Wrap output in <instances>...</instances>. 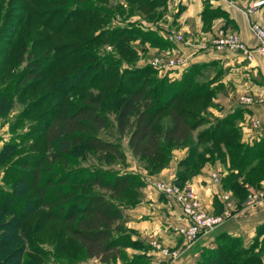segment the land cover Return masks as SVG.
<instances>
[{
    "label": "trees",
    "instance_id": "obj_1",
    "mask_svg": "<svg viewBox=\"0 0 264 264\" xmlns=\"http://www.w3.org/2000/svg\"><path fill=\"white\" fill-rule=\"evenodd\" d=\"M79 1H73V8L61 18L57 30L65 27L71 16L72 19L91 17V22L107 20L104 8L94 4L96 0H85L90 5L84 7L76 5ZM122 1L126 6H120V13L125 18L137 14L148 21H157L166 12V0ZM200 17L204 29H208L216 17L228 21L225 11L211 8L207 1L203 3ZM51 20L49 25L53 24ZM47 26L48 22L43 23L39 30L46 31ZM68 30L70 32H56L78 39L72 28ZM10 31L0 32V114L11 106L14 98L24 103L19 112L21 117L36 110L35 122L29 132L22 135L30 136L38 131L44 143L40 144V139L35 138L24 154L14 157L11 153L16 149L15 142L6 141L0 147V164L7 160L0 175V264H46L44 258H48L50 264H71L90 258L105 264L119 259L123 264H152L145 251L129 254L126 250L127 247L147 249L149 246L133 239L131 229L124 223L126 208L140 200L145 183L142 174L127 169L115 172L99 164L75 163L68 154L76 148L88 147L100 162L112 163L118 158L125 163L122 139L126 136L130 153L148 173H155L168 164L174 148L187 147L178 162L175 178L178 184L197 173L206 160H228V171L221 181L224 188L231 190L238 208L250 186H261L264 133L251 143L240 140L237 120L242 108L223 116L210 117L202 113L214 103L215 87L211 83L220 72L202 79L204 69L214 62L192 63L179 78L155 76L153 84H148L146 77L141 82L137 80L138 72L150 70L147 64L132 70L136 74L130 82L119 78L114 87L98 86L91 84L94 74L83 83L90 64L78 68L64 66L69 71L61 72L50 53L30 58L28 65L17 70L25 45H20L21 50L13 48L12 40L2 37L4 32L10 34ZM108 36L106 43L120 48L123 59L129 56L128 61L133 63L139 55L131 41L158 47L169 44L156 31L144 30L135 23L115 28ZM38 42L39 38L35 40ZM73 44L58 42L51 49L55 48L53 54H59L73 50ZM107 64L110 62L104 60L101 67ZM101 67L98 75L106 74V79H111L114 74L108 72L111 67L108 66L105 73ZM41 78L50 88L27 97ZM73 78L75 80L70 81ZM207 83L211 86L205 89ZM50 100L53 103L45 107ZM105 103L112 105L110 109L114 112L120 140L102 135L110 122ZM79 186L88 189L77 190ZM94 186L96 188H92ZM214 202H218L215 196ZM42 239L52 246V254L44 250L40 244ZM262 240L264 221L256 225L247 246L240 235L218 231L215 244L203 247L194 264H263L261 253L253 252Z\"/></svg>",
    "mask_w": 264,
    "mask_h": 264
},
{
    "label": "crops",
    "instance_id": "obj_2",
    "mask_svg": "<svg viewBox=\"0 0 264 264\" xmlns=\"http://www.w3.org/2000/svg\"><path fill=\"white\" fill-rule=\"evenodd\" d=\"M204 1H207L211 8L225 11L228 21L223 17H216L211 26L204 29L200 17ZM255 1L257 0H166L164 18L157 21H148L140 15L136 18L142 24V29L156 31L169 43L168 46H152L148 42L140 45L138 40H135V44L137 42L138 44H134V47L137 46L136 49L144 47L150 56L159 53H181L187 59V67L192 63L214 62L213 65H208L204 69L202 75V79H208L216 72H220L212 83L215 87L212 97L214 103L202 113L210 117L223 116L236 108H242L237 124L241 132L240 140L245 143L253 142L264 133V55L253 51L257 45V38L251 28L253 22L264 27V2L254 7ZM219 31L237 33L239 38L252 49L251 59H247L241 51L203 48L201 43L208 36ZM177 33L181 35L180 40L169 39V36ZM206 42L205 44H208ZM145 61L149 62L146 58H140L138 63ZM187 67L172 71L169 79L179 78ZM229 87L234 88L235 96L228 93ZM243 95H250L252 101L249 103L241 101L240 98ZM254 118H259L258 125L251 122ZM186 151L187 147L174 148L166 166L158 172L146 174L147 179L141 188L140 200L125 210L124 223L131 229L132 238L149 245L147 249L127 247L126 250L129 254L145 251L152 264H194L200 250L205 246L213 245L215 234L222 230L240 235L244 242L249 243L255 234L256 225L264 221L263 197L256 204H244L239 208L236 205L231 215L217 229L200 235L194 242L187 244L184 236L178 231L179 227L186 225V218L178 205L159 191L153 183L156 179L175 180L178 162ZM228 166V160L209 159L197 173L186 179L196 189L204 206L210 212L217 213L223 208L220 194L223 190H228L221 185L222 183L212 182L209 176L210 171L217 168L220 171L218 176L222 178L221 174L226 173ZM259 188L264 190V179ZM214 196L217 197V203L214 202ZM233 199H235L234 196ZM153 239L160 241L170 251L179 250L180 252L172 258L169 253H163L154 247L151 243ZM120 264L123 263L120 261Z\"/></svg>",
    "mask_w": 264,
    "mask_h": 264
},
{
    "label": "rangeland",
    "instance_id": "obj_3",
    "mask_svg": "<svg viewBox=\"0 0 264 264\" xmlns=\"http://www.w3.org/2000/svg\"><path fill=\"white\" fill-rule=\"evenodd\" d=\"M73 1L74 0H0V32L4 30H11L9 32L10 34H7V32H4V35L6 36L1 34L2 37L10 38L13 42V48L19 47V49L21 50L22 46L25 45V48H24L25 50L22 52L23 54H22V57L20 58L21 60H19L20 67H17V70H21L22 68H24V66L28 65L30 58L34 59L36 56H39V54L40 56L42 55L44 57L45 53L47 54L50 53L51 55L49 56L51 57L52 60H54V64H56V68L59 69L61 72L69 71L64 66L78 68V67H81L82 65L90 64L91 67L88 70L86 77L83 79V83H85L88 80L89 76L94 74L91 77L92 85H96V84L98 86L110 85L111 87L112 86L114 87L116 86L119 78H123L126 81V83L130 82L133 79V76H135L136 74V71H132V70H136V68L142 67L147 64L150 65L149 66L150 70L145 69L141 73L138 72L137 80L139 79V82H141L143 78L145 77H146L148 84H153V78H155V76L156 78H164V77L170 78L169 75L172 73V71H175V69L174 70L173 69L172 70H160V69L153 67L150 64V60L153 57L160 56V55H166L165 53L152 54L150 56V54H148V52L145 51L144 47H142V49L137 48L138 49L137 55H139L138 56L139 59L133 63L132 61H128V59L130 58L129 56L125 58L126 60L123 59L124 57L120 53V48L111 46L108 43H106V40L109 37L108 34H110L115 28H120L126 25L129 26L133 23H135L138 26H142V24L136 18V16H138L137 14L135 15L133 14L125 18V15H122L120 13V6L121 7L126 6L122 0L121 2L120 0H104L103 3L101 2V0H96L94 4H97L98 6L104 8L105 13H107V20L102 21L103 19L102 20L97 19L94 22H91V17H87V19H84V18L80 19V16H77L75 17L76 19L75 18L72 19V16H71V20H69V22L67 20L65 24L66 28L63 27L61 30H57L59 27L58 23L61 20V18H64L65 15L67 14V11L73 8V5L71 6V4H74ZM76 5H82L84 7L86 5L89 6L90 4H86L85 0H80L79 2H76ZM100 9L101 8H99V10ZM99 10L98 12L101 11ZM68 16L70 17V15ZM164 17L165 15L163 16V18ZM166 18L168 19L167 16ZM50 20H51V23L53 24L49 25ZM47 22H48V26L46 28L47 30L46 31L39 30L40 28L42 29L43 23H47ZM68 28H72L74 35H77L78 39L73 38V37H71L70 39L68 36H64V34H60L61 32L60 33L56 32V31H62V30H63L62 32H70ZM21 29L23 32L21 31ZM176 35H180V34L177 33ZM214 35L208 36L205 40L207 41L206 43H209L210 39L214 37ZM99 37H101V40L99 39ZM24 38H27V40L24 41ZM37 38H39V42L35 43V40ZM53 38L56 40L55 44H58V42L62 43L65 41L67 43L72 42V44L74 43L73 45L75 46V48L73 50H68L67 52L53 54L52 50L55 49V48L51 49L52 47L55 46V44L53 43L54 42ZM130 43L131 45L134 46L135 40L131 41ZM203 43H201V45ZM137 44L138 42L135 45ZM20 45L22 46L20 47ZM45 47H47V49H45ZM177 54L182 55L181 53H177ZM120 58L121 60H123L122 62H120L121 61ZM140 58L141 59L146 58L148 59L149 62L145 61L143 63H138ZM59 59L61 60L59 61ZM13 60H15L14 55H13ZM104 60H108L110 64L103 66L104 68L103 69L101 67V63H103ZM108 66L112 68V69L110 68L111 70L109 69L108 72L114 73V74H111L112 78L106 79V77H108L106 74L100 77V75H98V70L100 69V67L102 68L101 71L103 70V73H105L108 70L107 69ZM125 69L126 71L121 74V71ZM120 74L122 76H120ZM181 75L182 73L180 74V76ZM56 76H58L57 73H56ZM71 80H75V79L73 78V79H70V81ZM123 83L127 85L124 81ZM212 83L211 85H213ZM45 84H46V81H43V79L41 78L40 84L39 85L36 84L37 88L33 87V89L29 91V94L27 95V97L29 96L33 97V96L38 95L41 92L47 91V89L50 87H47ZM66 84L69 85V83H66ZM207 84L208 86L206 85L205 89L209 88L210 83H207ZM92 88L91 89L94 92L97 91L96 87L93 86ZM228 93H230V95L235 96L236 91H234V88L231 89V87H229ZM52 103L53 102L51 100L48 101L47 103H45L47 104L45 105V107L50 106ZM23 104L24 103L19 101L17 98H14V101L11 104V106L6 111L2 112V114H0V147L6 141L15 142L16 149L11 153L12 157L17 156L19 154H24L25 150L29 148L30 144L35 140V138L40 139V144L44 143L43 138L42 136L39 135L40 133L38 131H34L30 136L22 135L24 133L29 132L28 130L30 126H32L31 124L35 122L33 118L37 114V111L35 110L34 113L31 112L27 116H23L24 115L23 114L21 117L19 112H21V110L23 109L24 107ZM105 107L107 109V114L109 116L110 122H109V126L106 129H104V132H102V135L108 138H111V139L120 140V137L118 136L119 135L118 131L116 130V121L114 117V112L110 109L112 105L110 103H105ZM254 119H259V118H254ZM254 119H251V122ZM122 142H123L124 148L126 149V162L125 163L123 159H118V158H116L114 162L112 163H108L104 161H101V162L97 161L96 157L92 155L88 147L76 148L72 150L68 154V156L74 160L73 162L75 163L78 162L81 165L99 164L115 172L116 171L120 172V170H125V169L137 171V172H140L144 180H146L147 179V177H145L146 174H153V173H148L145 170V168H143L142 165H140L136 157L133 156L130 153V151L127 149V143H126L127 137L126 136L123 137ZM6 163H7V160L0 164V175L3 173V170H4L2 166L3 165L5 166ZM212 172H215L218 176L220 171L217 170V168L211 169L209 176L213 182L214 180L212 178ZM221 176L223 175L221 174ZM160 182H166L168 184L171 183L177 186L188 185V186L193 187V185H191L190 182H188V180H185L182 184H178L175 182V180H168V179L166 180L156 179L153 182L154 186L157 188V184ZM215 183H218V184L222 183L221 178L219 176H218V180ZM76 188L77 190H85V191H87L88 189V187H80V186ZM92 188H96V187L94 186ZM228 190H223V192L226 191L230 193L231 199L236 205V201L235 199H233V194L231 190L230 191ZM251 190L264 191L262 188L250 186L248 190L249 191L248 194L251 192ZM196 193L198 194L197 191ZM128 196L131 197V195H128ZM198 197L201 199L199 194H198ZM120 200L126 201L125 199H122V198L121 199L119 198V201ZM201 201H202V204L204 205L202 199ZM203 207L206 209L205 206ZM223 208H224V204H223ZM223 208L219 212H221ZM211 213H214V212H211ZM231 213H232V210H231ZM222 223H220L216 228H214L213 230L209 232H213ZM154 240L159 242L160 246L162 245L161 242L156 239L152 240L151 242L152 244ZM40 244L44 247V250L47 253H50V254L53 253V248L48 242L42 239L40 241ZM243 244L247 246L250 244V242L246 243L243 240ZM154 247L156 246L154 245ZM253 252L261 253L260 257H261L262 263L264 264V241L263 240L262 242L260 241L257 243L256 249H254ZM93 259L95 260L86 259V260H81V261H78L76 263L74 262L71 264H105V263L100 262L97 258H93ZM43 261L46 264H50L48 261V258H44ZM111 264H120V259L117 260L115 263H111Z\"/></svg>",
    "mask_w": 264,
    "mask_h": 264
},
{
    "label": "built area",
    "instance_id": "obj_4",
    "mask_svg": "<svg viewBox=\"0 0 264 264\" xmlns=\"http://www.w3.org/2000/svg\"><path fill=\"white\" fill-rule=\"evenodd\" d=\"M263 2V0H257L253 3V6H260ZM251 28L257 38V45L253 51L255 50L264 55V27L257 22H253ZM169 39L180 40L181 35H171L169 36ZM202 47L207 48L208 50L228 49L232 51H241L247 59H251L252 49H250L235 32L220 31L210 39L208 44H205L204 42ZM165 54L166 55L153 57L150 60V64L160 70H183L188 65L187 59L182 55L177 53ZM240 99L246 103L252 101L250 95H243ZM252 123L258 125L260 120L254 119L252 120ZM212 178L215 182L218 180V176L215 172H212ZM157 188L178 205L183 216L186 218V225L179 227L178 231L184 236L187 244L194 242L200 235L216 228L231 215V210L236 207L231 199L230 193L226 191L220 194L221 200L224 204L223 210L219 213H211L203 207L204 205L202 204L201 199L198 197V194L192 186H177L171 183L160 182L157 184ZM263 197L264 191L252 190L243 201L242 205L256 204ZM153 244L163 253H169L172 258H175L180 252L179 250L169 251L166 246H160V243L155 240L153 241Z\"/></svg>",
    "mask_w": 264,
    "mask_h": 264
}]
</instances>
